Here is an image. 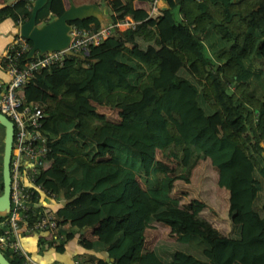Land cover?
<instances>
[{
  "label": "trees",
  "instance_id": "1",
  "mask_svg": "<svg viewBox=\"0 0 264 264\" xmlns=\"http://www.w3.org/2000/svg\"><path fill=\"white\" fill-rule=\"evenodd\" d=\"M133 1L104 0L111 22L126 14L132 26H113L83 57L65 56L22 84L23 98L45 110L50 161L35 180L65 199L51 208L68 219L65 240L97 223L113 232L84 242L112 257L99 264H264V0H163L156 18ZM29 9L23 0L0 4V20L17 23ZM62 10L61 0H46L35 21ZM69 23L96 28L100 20ZM93 102L116 108L119 119H106ZM156 150L184 172L198 159L215 167L216 184L227 190L228 235L179 206L169 191L171 167ZM153 221L180 233L145 248Z\"/></svg>",
  "mask_w": 264,
  "mask_h": 264
},
{
  "label": "built area",
  "instance_id": "2",
  "mask_svg": "<svg viewBox=\"0 0 264 264\" xmlns=\"http://www.w3.org/2000/svg\"><path fill=\"white\" fill-rule=\"evenodd\" d=\"M16 0H1V4H12ZM30 8L32 0H23ZM157 3V0L149 1ZM152 7V6H151ZM148 16L156 18L161 13ZM151 9V8H150ZM21 21H18L19 23ZM125 23V26L122 25ZM134 24L126 15L116 21H106L96 28H80L70 24L69 39L65 48L34 51L27 56L30 44L26 38L14 35L0 52V69L6 79L0 78V113L12 123V139L9 157V206L0 212V247L21 259L23 264H62L39 262L34 260L21 243L23 232H45L51 244L65 240L69 228L68 219L57 216L55 212L42 204V199L61 201L55 192L43 187L35 180L37 173L44 169L50 159L47 155L46 135L41 129L45 116L44 103L37 100H25L20 88L36 70L51 64H61L66 54L65 49L86 53L89 45L97 44L107 37L113 26L119 29ZM24 54V56H23ZM23 56V59H22ZM22 59V60H21ZM38 206H41L40 209ZM73 264H81L78 259Z\"/></svg>",
  "mask_w": 264,
  "mask_h": 264
},
{
  "label": "rangeland",
  "instance_id": "3",
  "mask_svg": "<svg viewBox=\"0 0 264 264\" xmlns=\"http://www.w3.org/2000/svg\"><path fill=\"white\" fill-rule=\"evenodd\" d=\"M1 1V0H0ZM98 6L100 0H96ZM151 3L149 1H137V6L149 9L151 15L157 13V6H165L162 0ZM1 4V3H0ZM152 6V7H151ZM105 19H107L108 8L104 3ZM151 8V9H150ZM126 15V14H125ZM47 18L46 20H49ZM96 112L104 115L106 119L117 121L119 116L117 109L108 105L97 104L93 102ZM209 121L216 132H219L217 117L211 115ZM3 136V126L0 124V145ZM264 146V142H260ZM98 157H105L106 152L102 148L96 152ZM156 157L165 161L170 167L171 178L169 181L170 194L175 196L179 201V206L185 210H196L197 213L206 219L210 225L218 232L228 235L230 233V224L227 216V190L216 184V169L208 159H198L189 168L187 172L178 168L176 159L165 157L159 150H156ZM1 191V189H0ZM99 231L106 232L103 227L95 228L90 233L98 235ZM180 233V228L173 223L153 221L144 231V246L151 247L158 240L172 241ZM106 233L104 237H108ZM23 245V244H22ZM24 246V245H23ZM26 251H33L26 247Z\"/></svg>",
  "mask_w": 264,
  "mask_h": 264
},
{
  "label": "water",
  "instance_id": "4",
  "mask_svg": "<svg viewBox=\"0 0 264 264\" xmlns=\"http://www.w3.org/2000/svg\"><path fill=\"white\" fill-rule=\"evenodd\" d=\"M46 0H32L28 17L17 23V34L30 41V47L27 51V56L34 51L42 52L44 50L65 48L69 39L68 29L69 21L76 17H84L94 15L100 20V24L105 23V10L103 7L104 1L100 0L98 6L96 3H80L69 4L67 7L56 16L43 22H36L35 15L37 9ZM165 7V6H164ZM163 7V8H164ZM69 56L83 57L85 54L65 49ZM0 124L3 126L2 137V154H1V191H0V212L8 210L9 206V157L12 139V123L2 113H0ZM65 203V199L61 200ZM107 260H112L111 256L106 257ZM0 264H12L10 260L0 250Z\"/></svg>",
  "mask_w": 264,
  "mask_h": 264
},
{
  "label": "crops",
  "instance_id": "5",
  "mask_svg": "<svg viewBox=\"0 0 264 264\" xmlns=\"http://www.w3.org/2000/svg\"><path fill=\"white\" fill-rule=\"evenodd\" d=\"M104 1V0H103ZM158 1V0H157ZM160 1V0H159ZM162 1V0H161ZM63 8L69 4L80 3H94L96 0H61ZM133 4L137 6V0L133 1ZM164 6L161 5V8ZM166 7V5H165ZM109 13V12H108ZM109 21V19L107 20ZM17 33V23H14L8 17H4L0 20V52L5 44ZM0 78L6 79V75L0 69ZM118 114V113H117ZM1 149V145H0ZM42 204L52 208L59 201H53L47 198L42 199ZM103 227L106 232L99 231L98 235L90 233L95 228ZM106 233H109L108 237H104ZM112 231L109 230L101 223H97L94 226H87L80 228L78 233L74 234L70 239L63 242L62 251H57L54 248V244L48 245L45 241L49 240L48 235L45 232H23L21 233V243L24 248H29L33 251H29L30 256L39 262H52L62 264H73L74 259H78L81 264H99V259L107 260V254L105 250H96L90 246H85L84 242H90L93 239H101L107 241L112 236ZM42 238V241L40 240ZM43 246L41 251L38 250L39 246ZM110 261V260H108ZM113 264V263H108Z\"/></svg>",
  "mask_w": 264,
  "mask_h": 264
},
{
  "label": "flooded vegetation",
  "instance_id": "6",
  "mask_svg": "<svg viewBox=\"0 0 264 264\" xmlns=\"http://www.w3.org/2000/svg\"><path fill=\"white\" fill-rule=\"evenodd\" d=\"M2 145H3V143H2V140H1V149H0V178H1V154H2Z\"/></svg>",
  "mask_w": 264,
  "mask_h": 264
},
{
  "label": "bare ground",
  "instance_id": "7",
  "mask_svg": "<svg viewBox=\"0 0 264 264\" xmlns=\"http://www.w3.org/2000/svg\"><path fill=\"white\" fill-rule=\"evenodd\" d=\"M159 1V0H158ZM159 3V2H158ZM127 19H130L131 17L130 16H126ZM125 26V23L122 25V27Z\"/></svg>",
  "mask_w": 264,
  "mask_h": 264
}]
</instances>
